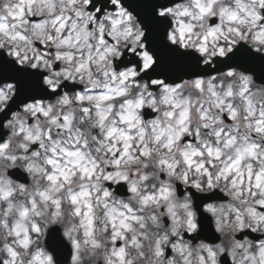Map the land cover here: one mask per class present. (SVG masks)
Listing matches in <instances>:
<instances>
[{"label":"clouds","instance_id":"1","mask_svg":"<svg viewBox=\"0 0 264 264\" xmlns=\"http://www.w3.org/2000/svg\"><path fill=\"white\" fill-rule=\"evenodd\" d=\"M140 3L0 0V264H264V0Z\"/></svg>","mask_w":264,"mask_h":264},{"label":"water","instance_id":"2","mask_svg":"<svg viewBox=\"0 0 264 264\" xmlns=\"http://www.w3.org/2000/svg\"><path fill=\"white\" fill-rule=\"evenodd\" d=\"M140 10L144 12L145 14L149 13L151 10L149 0H141V3L138 5ZM161 22H157V25H159ZM162 31V26H156L153 33V41L160 45L162 43V39L160 36V33ZM165 49L167 46H163ZM18 69H15L13 66L9 65V63L6 60L0 61V74H3L7 76L11 72H18ZM51 243V241H49Z\"/></svg>","mask_w":264,"mask_h":264}]
</instances>
